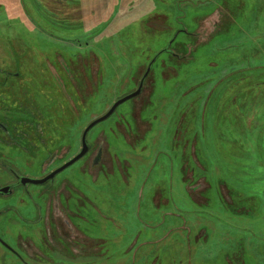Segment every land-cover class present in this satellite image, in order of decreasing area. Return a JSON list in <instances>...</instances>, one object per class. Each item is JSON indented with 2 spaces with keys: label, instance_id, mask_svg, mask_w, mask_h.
Returning <instances> with one entry per match:
<instances>
[{
  "label": "rangeland",
  "instance_id": "374dc122",
  "mask_svg": "<svg viewBox=\"0 0 264 264\" xmlns=\"http://www.w3.org/2000/svg\"><path fill=\"white\" fill-rule=\"evenodd\" d=\"M89 52L100 71L79 114L65 102L60 115L48 113L58 125L41 124L44 155H13L29 179L65 163L85 127L127 95L156 56L151 94L148 86L144 98L124 101L87 134L90 142L104 139L110 166L90 172L81 158L54 181L29 185L81 214L69 220L92 250L73 264H264V0H0V67L3 61L21 77L11 99L0 98L11 113L12 95L25 109L26 81H46L53 96L72 92L73 67L92 79L87 62H78ZM7 116L8 126L18 120ZM4 148L14 149L0 135ZM57 153L49 168L35 162ZM22 203L33 220L35 209ZM41 213L32 228L5 210L0 231L41 240L45 206Z\"/></svg>",
  "mask_w": 264,
  "mask_h": 264
},
{
  "label": "flooded vegetation",
  "instance_id": "af4514ba",
  "mask_svg": "<svg viewBox=\"0 0 264 264\" xmlns=\"http://www.w3.org/2000/svg\"><path fill=\"white\" fill-rule=\"evenodd\" d=\"M183 29L184 28H180L176 31L181 32L183 31ZM184 33L187 34L185 31ZM174 40L175 38L171 41L170 45ZM164 50L169 51L171 54L176 53L171 49L170 46H168ZM164 50H162L161 52H163ZM158 52H160V50H158ZM86 55L87 58L79 56L78 62L80 65L83 64V62H87L86 66L87 68L89 66L90 77L92 79H87L85 68L78 67V70H76L73 67L72 71H75L74 73H76L75 78H72V74L68 76V80L71 79L69 81L72 88L71 93L68 92L67 94L66 91H64L65 89H61L56 93V95L50 96L46 81H37L36 84L39 85L36 86L33 85L32 81H26V84L24 85L26 90L25 109H23L20 104V101L22 99H18L13 95V103L11 104V106L13 107L12 113L9 109L4 108L3 102L0 101V135L5 142H10L12 148H14H4L0 150V171L5 169V174L0 175V200L5 201L8 197L13 196L16 193H18L20 197L17 204H10V202H8V204L0 203V207L2 208L0 209V222H2L1 224L4 225V212L5 210L6 212L9 210L13 212V215L17 219V221H20L21 223L26 222L27 227L34 228L35 224L33 221L37 217V212L42 211L41 216L44 217V206L46 207L47 219V225H44L42 227V230L46 232V235L41 240L25 239L27 236L22 237L21 233L13 230L10 233L11 235L8 238H5L6 230L0 231V264H62V261L67 258V261L70 264H73L75 259L79 258V256L91 254L92 239H89V241H85V239L82 237V231H80L81 229L78 227V225L73 224V222L69 220L73 217H82L81 214L72 209L69 203L68 206L67 204L62 203V201L60 200L57 201V204L53 203L52 201L49 202L47 200L49 192L44 189L37 190L36 193L31 192L29 190V185L36 184L22 183V177H24L25 175H23V173L17 168L15 164V158L13 157L16 152H22L28 157H32L33 154H41V156L44 155V153L47 151L48 145L43 142L45 128H42L41 124L47 123L48 118H51L50 116H48V113L52 116L60 115L59 112L65 110L66 102L67 109L74 116L79 114L80 106L86 101L88 95L93 93L94 86L96 87L97 82L95 81V79L98 77V73L100 71L98 66L92 65V62L95 60L94 54L92 52H89L88 54L86 53ZM89 56L91 58H89ZM1 62L2 67H0V73H3V75L2 85L0 86V98L4 96L5 100L8 101L11 98L7 94V92L10 91L11 94V89H13L15 85H17L13 80L16 81V78L21 77H19L20 72L16 68H14L15 70L13 71L7 70L8 64H4L3 61ZM12 66L14 67V64ZM147 66L142 68V71H137L139 78L134 82L135 87L132 88L127 93V95L133 93L139 88L140 82ZM56 68H59L60 71L63 70L62 74L65 73L67 75V73L71 72L69 68L65 69L64 65L58 64ZM149 73L142 80V85L140 86L139 93L130 98L136 100V103L138 102V99H142V97L144 98L143 94L145 93L148 86L150 88L149 94H151L152 92L150 81H148ZM59 87H61V85H59ZM38 93L41 95V100H39L38 97H34ZM50 102L52 103V105L50 104ZM141 103H143V101ZM117 107L115 108V110L117 109ZM8 114H13L14 117L18 119L17 121L13 122L11 126H8L5 122ZM51 119L56 121L57 124L56 117ZM33 120H35V122H33ZM91 128L88 130V132L91 130ZM123 130L127 132V127L124 126ZM87 134L85 138L87 150L81 157L83 158L81 168L87 170L89 169V171L92 172L95 170L97 171L104 165H106V167H109L110 161L107 158L106 149L108 146L106 145V142L104 141V139H102L101 136H98L93 142H90L89 140H87ZM21 141L25 142V146L21 145ZM34 142H36V144H34ZM82 147L83 145L81 136L80 148L74 156H76L81 151ZM48 152L47 154L49 155L50 152ZM66 152L67 151L63 150L61 156ZM57 154L51 155L49 158L48 156L46 158L41 157L35 162L39 163L41 167L49 168L57 161V159L61 157L59 154ZM74 156L65 160V163L71 160ZM24 162L26 163V165H28V163H32V160H29V162L27 160H24ZM65 163H61V165L56 167L54 170ZM54 170H52L50 173H52ZM50 173H45V175L40 179L45 178ZM56 175L50 180L42 183L41 185L47 184L50 181H54ZM2 189L7 190L3 191ZM77 196L80 197V195ZM38 199H40L41 202H38ZM67 199L68 198H66V200ZM24 201H26L29 207L33 208V211L35 209L36 214L32 213L31 216V219L33 220H28L29 216L25 217L26 214L22 210V207L26 205L22 203ZM75 203L76 204L74 205V208H77L78 203L76 201ZM13 223L15 225V222ZM38 232L39 231H37L36 234ZM47 237H49V239H47ZM80 238H82L81 241ZM84 243L88 244L89 250H87L86 247L82 246Z\"/></svg>",
  "mask_w": 264,
  "mask_h": 264
},
{
  "label": "water",
  "instance_id": "95a60500",
  "mask_svg": "<svg viewBox=\"0 0 264 264\" xmlns=\"http://www.w3.org/2000/svg\"><path fill=\"white\" fill-rule=\"evenodd\" d=\"M156 56L149 62L146 70H145V73L142 77V80L146 77V75L149 73L150 71V68H151V64L153 63V61L155 60ZM142 80L140 82V86L142 85ZM140 86L139 88L134 91L133 93L127 95V96H124L122 97L121 99H118L113 105L112 107L109 109V111L103 115L102 117L92 121L84 130L83 134H82V149L81 151L76 155L74 156L71 160H69L68 162H66L65 164H63L62 166H60L59 168H57L56 170H54L52 173H50L48 176H46L45 178L43 179H29V178H26V177H22V183L25 184V183H33V184H42L44 182H46L47 180H50L51 178H53L57 173L63 171L64 169H66L67 167H69L70 165H72L74 162H76L77 160H79L83 155L84 153L86 152L87 150V146L85 144V138H86V134L88 132V130L94 126L96 123L106 119L108 116L111 115V113L115 110V108L122 102L130 99L131 97L137 95L140 91ZM3 191H6L7 189H2Z\"/></svg>",
  "mask_w": 264,
  "mask_h": 264
},
{
  "label": "trees",
  "instance_id": "16d2710c",
  "mask_svg": "<svg viewBox=\"0 0 264 264\" xmlns=\"http://www.w3.org/2000/svg\"><path fill=\"white\" fill-rule=\"evenodd\" d=\"M83 25H86V28L83 26ZM79 29H83V30H88V24H80L78 26Z\"/></svg>",
  "mask_w": 264,
  "mask_h": 264
}]
</instances>
